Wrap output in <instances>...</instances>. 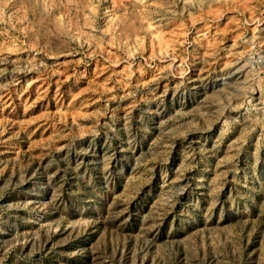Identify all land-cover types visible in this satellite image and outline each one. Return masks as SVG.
Segmentation results:
<instances>
[{
  "label": "rangeland",
  "instance_id": "rangeland-1",
  "mask_svg": "<svg viewBox=\"0 0 264 264\" xmlns=\"http://www.w3.org/2000/svg\"><path fill=\"white\" fill-rule=\"evenodd\" d=\"M0 264H264V0H0Z\"/></svg>",
  "mask_w": 264,
  "mask_h": 264
}]
</instances>
